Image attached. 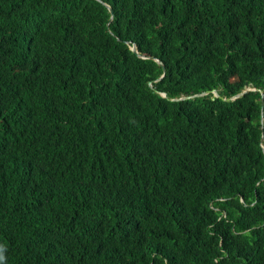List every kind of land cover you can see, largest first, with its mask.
I'll return each mask as SVG.
<instances>
[{
	"label": "trees",
	"instance_id": "trees-1",
	"mask_svg": "<svg viewBox=\"0 0 264 264\" xmlns=\"http://www.w3.org/2000/svg\"><path fill=\"white\" fill-rule=\"evenodd\" d=\"M102 1L0 0V264H264V0Z\"/></svg>",
	"mask_w": 264,
	"mask_h": 264
},
{
	"label": "water",
	"instance_id": "water-1",
	"mask_svg": "<svg viewBox=\"0 0 264 264\" xmlns=\"http://www.w3.org/2000/svg\"><path fill=\"white\" fill-rule=\"evenodd\" d=\"M97 1L101 2L102 4H104L108 8V10L111 13V18H110V22H111L113 20V18H114L113 9L111 8V6H109L108 4L103 2L102 0H97ZM108 27H109V24H108ZM131 50L136 55H138L139 57H142L144 59L146 58V57H143V56L140 55L136 45H132L131 46ZM148 59H150V57H148ZM152 59H154L159 65H161L163 67L164 73H165L166 68H165L164 64L159 59H156L154 57H152ZM149 85L152 86V82H149ZM247 85L248 84H246L244 90L241 93L237 94L236 96H234L232 98H225L224 100L225 101H231V100H236V99H239V98L243 97L246 93H248L251 90L250 88L247 87ZM156 92H158V91H156ZM211 93L214 94L215 97H220L219 93L216 90H214V91H207V92H204L202 94H197V95H194V96H187V97H184V98L172 99V101H181V100L193 99V98H196V97H202V96L210 95ZM162 95H163V97H166V94H162ZM262 103L264 104V99H262ZM262 141H263V138H262ZM263 150H264V146H263Z\"/></svg>",
	"mask_w": 264,
	"mask_h": 264
},
{
	"label": "clouds",
	"instance_id": "clouds-1",
	"mask_svg": "<svg viewBox=\"0 0 264 264\" xmlns=\"http://www.w3.org/2000/svg\"><path fill=\"white\" fill-rule=\"evenodd\" d=\"M110 6V5H109ZM112 8V7H111ZM151 86V85H150ZM152 87V86H151ZM247 87L248 88H250L251 90L250 91H260V90H258V89H255V88H253V86H251V85H247ZM162 94H165V93H162ZM214 95V94H213ZM163 96V95H162ZM262 96H263V99H264V94H263V92H262ZM185 97H187V96H185ZM181 98H184V97H181ZM176 99H178V98H176ZM175 102H178V101H175Z\"/></svg>",
	"mask_w": 264,
	"mask_h": 264
}]
</instances>
